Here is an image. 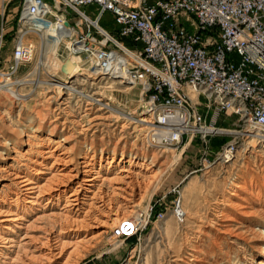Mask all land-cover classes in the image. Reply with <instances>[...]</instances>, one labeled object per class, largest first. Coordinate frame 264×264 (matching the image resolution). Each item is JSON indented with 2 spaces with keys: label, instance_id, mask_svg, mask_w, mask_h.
Listing matches in <instances>:
<instances>
[{
  "label": "rangeland",
  "instance_id": "obj_1",
  "mask_svg": "<svg viewBox=\"0 0 264 264\" xmlns=\"http://www.w3.org/2000/svg\"><path fill=\"white\" fill-rule=\"evenodd\" d=\"M18 1L11 0L6 7L9 28L14 25ZM1 3L2 0L0 6ZM99 24L113 32L109 14ZM40 34L27 36L26 41L35 51L12 77L20 83H4L9 91L0 88V205L8 203V189L13 188L8 174H33L37 169L43 173L37 182L45 190L43 194L56 193L58 189L65 190V197L80 183L82 171L87 170L82 166L89 165L98 176L89 189L121 205L122 220H114L110 229L90 228L81 237L82 242L75 245L63 234L69 225L65 217L58 216L63 212L64 199L56 207L40 211L45 203L41 201L27 219L29 222L17 224V235L5 233L0 223V264H46L40 256L46 253V238L51 240L50 247L63 248L55 264H264V255L256 249L264 247V214L251 213L253 207L264 210V140L255 142L256 133L236 115L218 110L202 95L192 93L190 104L200 113L202 124L213 131L184 135L180 143L167 144L156 134L162 131L160 125L146 113L147 97L141 86L131 89L134 85L114 80L87 84L85 90L91 98L87 100L92 106L80 96L71 97L63 88L56 89L55 83L65 77L60 71H48L54 61L45 60L47 51ZM5 51L8 56L10 37ZM57 60L60 62V57ZM76 76L90 78L85 69ZM81 86L82 82H77L76 90ZM227 151L231 155L226 162L221 158ZM143 155L152 159L160 173L150 177L152 169L143 170ZM130 158H136V163L121 168ZM46 160L48 166L41 169L39 164ZM3 168L8 174L1 171ZM63 169L61 172L70 175L78 173L77 177H68L64 184L56 183V174ZM120 169L134 173L126 179L128 173L118 174ZM241 185L257 199L230 202V195ZM117 186L122 190L117 191ZM82 191L85 199L93 196ZM238 204L251 215L244 216ZM127 217H136V235L115 238V228ZM60 240L66 242L64 247Z\"/></svg>",
  "mask_w": 264,
  "mask_h": 264
},
{
  "label": "built area",
  "instance_id": "obj_2",
  "mask_svg": "<svg viewBox=\"0 0 264 264\" xmlns=\"http://www.w3.org/2000/svg\"><path fill=\"white\" fill-rule=\"evenodd\" d=\"M10 1L0 6L1 82L32 58L27 36L51 29L60 37L50 39L67 38L69 52L80 56L92 77L67 80L62 90L68 96L91 99L87 84L101 80L139 82L146 113L166 126L171 141L164 142L177 144L184 135L206 131L190 104L193 93L236 115L264 139V0H19L9 28ZM107 14L112 33L99 24ZM86 105L92 106L88 100ZM137 224L135 217L125 218L115 238H132Z\"/></svg>",
  "mask_w": 264,
  "mask_h": 264
},
{
  "label": "bare ground",
  "instance_id": "obj_3",
  "mask_svg": "<svg viewBox=\"0 0 264 264\" xmlns=\"http://www.w3.org/2000/svg\"><path fill=\"white\" fill-rule=\"evenodd\" d=\"M47 31H49V29L42 31V34H40V35H42L41 39L45 41V42L44 41H41V42H44L43 48L45 51H47V53H44V54H46V57H47V59H45V60H48V61L51 60V62H52V60L54 61L52 66L49 65L52 68H50V70H48V71L51 74H54L56 71H60V73H62L65 77L63 79V81L55 83V88L60 90L64 87L65 83L69 82V81H67L68 79H70L72 76L74 77V76L78 75L82 71L83 64L80 60L81 58L79 55L72 54L69 52V49H70L69 43L70 42L67 38L62 37V38L58 39V41L57 40L56 41L55 40L50 41V36L55 35L57 37H60V35L56 34V33H54L52 35V33H53L52 30H51V32H48V33H47ZM31 48L33 51L32 52V54H33L32 58H33L35 50H34L33 46H31ZM5 50H6V47L4 49V53H6ZM59 57H60V62L57 60ZM48 61H46V62H48ZM26 63H28V62H26ZM48 69H49V67H48ZM90 78H92V77L90 76ZM4 81H5L7 86H11L12 84H15L17 82L20 83L19 81H16V79H13V78H8ZM134 84L135 85L131 89H133L137 86H141L139 82H137V83L135 82ZM0 88L5 89L6 91L10 90L9 88L7 89L3 86H1ZM141 88H142V86H141ZM144 105H146V103H144ZM42 120H44V119H42ZM159 127L162 128V131H157V133H156L158 135V138H161L159 140L166 141V142L171 141L170 140L171 135L168 133L167 129L165 128L166 126L160 125ZM205 129H206V131H202V134L213 131V129H210V128H205ZM164 130H166V131H164ZM248 131L250 132V130H248ZM224 132H227V131H224ZM218 133H219V131H218ZM161 135H164L163 136L164 138L159 137ZM250 136L252 137L253 134ZM254 137H255L254 138L255 142L258 140H260V141L264 140V139H261L260 137H258V134L257 135L255 134ZM157 142H158V140H157ZM171 144H173V143H171ZM45 150H48V149H45ZM39 153H40V151H39ZM46 153L51 154V152H48V151H46ZM46 153H44V154H46ZM40 154L43 155V152ZM5 155H8V154L6 153ZM230 155L231 154L229 151H227L225 153L224 159L226 162L230 160ZM177 158L178 157H175L174 160L176 161ZM125 161H126L125 162L126 165H123L121 168H125V166L127 168L131 167L134 163H136L135 162L136 158H130V159L125 160ZM47 162L48 161L46 160L45 162L43 161L42 164L41 163L39 164V165H41V169L48 166ZM37 165H38V163H37ZM88 166L89 165L82 166L83 168H87V170L82 171V173L84 175H83L80 183H78L76 185V187L72 191V193L68 194L65 197H64L65 190L59 191L58 189H55L56 193L46 192L45 194H43L44 193V192H42L43 189L39 185H37L38 178H39L38 175H42L43 173L37 169H35V172H33V174H29L26 172H15L13 174L12 173L8 174V172L5 171V169L3 168L1 171H5V173H7L8 175L11 176V182H12L11 185H13V188L8 189V191L10 192V195L7 197L8 203L6 202L3 205H0V223L3 226L4 232L8 233V234L10 233V234L17 235V232L14 231V229L17 228L16 227L17 224L20 221L29 222L27 219L29 217H31V215H33L36 212V207L41 206L40 205L41 201L45 200L44 201L45 203L41 207L40 211L48 210V208L50 209L51 207L52 208L56 207L58 205V203L61 202L62 199H64L63 208L61 209V211H63V212H61V214L58 216L65 217L66 223L69 224V225H67L66 229L64 231L63 230L62 231H63V234L69 240L71 239L74 241L73 244L77 245V244L81 243L82 242L81 237L84 235H87V232L90 228H101V227H103L106 229H110V225L114 224V220L121 219L122 215L121 216L119 215L120 214L119 209L122 206L119 204H113L112 199H111V202H109V200H106L103 196L98 197V195H96V192L93 193V191L89 189V187L93 186L94 182L98 179V176ZM140 166H143V170L144 169L145 170L152 169L151 172L153 174L150 177H154L157 173H160V172H158V169L155 170V168H154L155 165L153 164L152 159L150 160L149 157H146L145 155H143L140 159ZM2 167H5V166H2ZM61 171H64V169L60 170L56 174V175H58L57 178H55L56 183L57 182H60V184L61 183L62 184L67 183L69 181L68 177H70V179L74 178V177L76 178L77 174H78V173H76L77 172L76 170H73L74 172L76 171L75 172L76 174H73V175H70L69 172L65 173V172H61ZM69 171L71 172V170H69ZM130 172L131 171L128 169L127 170H125V169L121 170L120 169L118 171V174L128 173V175H125V178L129 179V178H131L132 173H134V172H131V174L129 175ZM135 174H133V175H135ZM93 175H95V176H93ZM122 178H124V177H121L120 179H122ZM104 180L107 182H110L112 179H104ZM239 188H240V190L235 191L234 193H232L230 195V198H229L230 202H234V199H236L238 201L240 200V202L249 200L250 198H253L254 200L257 199L256 195H254L253 192H251L249 189H246L245 185H241V187H239ZM48 189L49 188H47V190ZM83 189L85 191H87L88 193H93V196H91L89 198L87 195L86 199H85V197L83 198V195H82L83 191L81 192V190H83ZM115 189L117 191L122 190V188L120 186L115 187ZM43 191H45V190H43ZM79 192H81V193L79 194ZM238 206L240 207V209L242 211H245V209H246L245 206H242V204H238ZM236 208H238V207H236ZM251 209H252L251 213H254V214L259 213L260 215L264 214V210L262 208L260 209V207L259 208L253 207ZM38 212H39V210H38ZM140 212H141V210H140ZM237 212H239V211H237ZM251 213H249L247 211L242 212V214L244 216L251 215ZM221 215H222V213H221ZM44 216H46V214ZM140 216H142L141 213L139 214V216L137 218L139 219ZM46 217H48V215ZM114 226H113V228H115ZM22 229L26 230L25 227L20 228V230H22ZM251 230L252 229H250V231ZM89 238H91V237H89ZM9 240H10V242H13L12 239H9ZM57 240H58V238H57ZM50 241H51L50 239L46 238L44 243L42 242L43 245H46L47 247H45L46 253L43 254V252H42L40 256H41L42 260L45 261L44 263L55 264L57 262V259L59 258V256H61L62 249H63L59 245L63 244L62 246L64 247V243H66V242H62L60 240L61 243L59 245L56 244V246H59L61 248L60 249L59 247H56V248L54 246L50 247L51 246ZM57 242H59V241H56V243ZM43 245L41 244V246H43ZM43 249H44V246H43ZM256 249L260 250L262 252V254L264 255V247L258 246V247H256ZM45 250H44V252H45ZM195 260H196L195 263L199 262V259H197V257H195ZM257 264H263V263L258 262Z\"/></svg>",
  "mask_w": 264,
  "mask_h": 264
},
{
  "label": "crops",
  "instance_id": "obj_4",
  "mask_svg": "<svg viewBox=\"0 0 264 264\" xmlns=\"http://www.w3.org/2000/svg\"><path fill=\"white\" fill-rule=\"evenodd\" d=\"M192 96V95H191Z\"/></svg>",
  "mask_w": 264,
  "mask_h": 264
}]
</instances>
